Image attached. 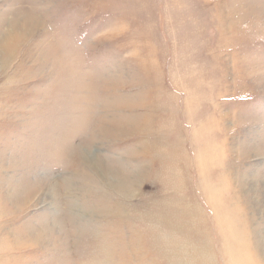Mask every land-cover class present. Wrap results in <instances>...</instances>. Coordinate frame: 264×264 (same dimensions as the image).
<instances>
[{
  "label": "rangeland",
  "instance_id": "374dc122",
  "mask_svg": "<svg viewBox=\"0 0 264 264\" xmlns=\"http://www.w3.org/2000/svg\"><path fill=\"white\" fill-rule=\"evenodd\" d=\"M0 264H264V0H0Z\"/></svg>",
  "mask_w": 264,
  "mask_h": 264
}]
</instances>
